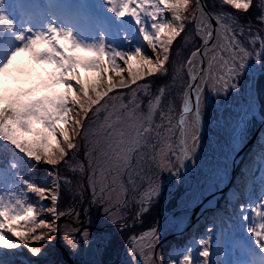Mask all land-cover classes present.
I'll use <instances>...</instances> for the list:
<instances>
[{"label":"snow or ice","instance_id":"1","mask_svg":"<svg viewBox=\"0 0 264 264\" xmlns=\"http://www.w3.org/2000/svg\"><path fill=\"white\" fill-rule=\"evenodd\" d=\"M217 4L218 10L208 11L203 0H0V264H41L31 258L42 257L45 245L61 234L58 220L79 222L75 208L61 210L62 189L83 199L86 187L104 222L123 231L130 203L139 205L138 219L159 196V183L152 181L159 172H172L171 158L181 167L193 158L204 89L239 90L248 62L254 57L264 65V33L239 19L255 8L264 27V0ZM246 32L247 46L240 39ZM182 34L185 43L198 39L199 45L173 66V45ZM37 66L51 70L41 74ZM182 70L188 82L173 123L174 101L165 103L169 84L153 91L152 82L171 72L174 84ZM177 134L178 152L172 143ZM40 165L49 166L50 180L21 175ZM146 177L147 188H138ZM45 212L50 219L41 218ZM240 212L256 250L225 264H264V193ZM104 239L87 228L63 231L73 253L81 243ZM129 240V256L139 252L150 264L158 229ZM199 248L195 255L184 250L170 264H212L211 237ZM25 250L29 258L18 260Z\"/></svg>","mask_w":264,"mask_h":264},{"label":"rangeland","instance_id":"2","mask_svg":"<svg viewBox=\"0 0 264 264\" xmlns=\"http://www.w3.org/2000/svg\"><path fill=\"white\" fill-rule=\"evenodd\" d=\"M40 2L43 3L44 0H40ZM187 32L189 34L192 33V26L188 27ZM123 38H124L123 34H121L120 39L123 40ZM197 41H198V39H196L195 42H192L191 40H189L188 43H185V41L183 39V35H182V40L179 42L180 43V45H179L180 50L176 51L173 58L171 59L173 66L176 65V61H177L176 56L177 55L179 56V62L180 63L183 62L184 60H186V58L189 56L190 52L192 50H194L195 45H199ZM191 47H193V48H191ZM183 50H186V51L183 52ZM256 51H259V48ZM186 52H187V54H186ZM80 55L85 57V58H89L87 56V54H85V53H81ZM254 60H255V58H254ZM255 64L259 65V72L257 73V76H256V77H258L259 74L261 73V64L259 62H257L256 60H255ZM44 69H47L48 71L51 70L50 68H48V66H37V70L40 71L41 74H43ZM80 71H81L82 75H90V74L84 73L82 69ZM184 73L186 74L185 70H182L180 72V78L183 77ZM124 75L126 76L127 73L125 72ZM249 76H251V73H249ZM238 84H239L240 94H243L245 91V86H244L245 84H244V81L242 80V77H240ZM169 86H170L169 90H171V91H168V97L169 96L172 97L174 92L172 89V83L170 81H169ZM255 88H256V84H255ZM180 107H181V100H180V104H179V108ZM212 107H213V110L216 109L215 105H212ZM218 113H220V109H218ZM253 117L256 118V116H253ZM176 120H177V118H175L173 120V123H175ZM257 120L259 121V119H257ZM254 126L255 125H254L253 120H252V121H250V124L244 129V133L240 136L239 142H236V144H235V148L237 149V151L239 149H241L246 144ZM260 136H261L260 142L262 144H264V133H262ZM172 143H173L174 149L178 152L179 151L178 134L176 135V137H174ZM205 153H206L205 148L203 146H201L199 148L198 153L196 151V153H195L196 155L194 154V156L191 160L184 161L185 164L183 165V168L179 165V163L174 158H171V163L173 165L172 172H169V171L159 172L157 174L156 178L152 181L153 184L158 182L159 186H161V187H160L159 196L152 200L151 204L148 207V211L144 212L137 219L135 216V213H136L139 205H136L134 203L129 204V207L125 211L124 215H125V220H126V224H127L126 227L130 231H128V233H126L125 235H123L124 233L122 235L120 234L121 233V226L120 225L110 224V223L104 222V216H102L103 215V209L101 207H99V208L95 207L93 209V211H95V212L97 209L98 210L101 209L100 213H102V215H101L102 217H100L99 219H98V217L95 219L92 214L90 216L85 215L84 218H82L80 216V220L77 223L74 218L69 217V216H65V218L67 220H71L73 222V224L67 220H65V222H69V224L72 226L74 225L73 227H79V228L83 229V225H84V223H86L87 226H92V229H90V227H86V228L89 229L95 236H99L101 234L104 235L105 239L103 240V242L97 241V242L92 244V246L95 247L96 252H97L96 257L92 260V262H94L96 264H104V258L101 257V253L102 252L104 253L105 247L107 246L108 241L111 240L112 244L114 246H116L115 249L117 248V250L115 253H120L121 254L120 258H121L124 255L129 253V243H130L129 237L139 236L140 234H142L145 231H148L150 229L158 227V224L160 223V221L163 218L161 216L163 214L164 215L171 214V211L175 207L178 206V203H179L181 197L189 189H191V187L195 183L196 166H195L194 159L197 156L199 158H203ZM80 158L83 160V152H81ZM257 162H258V164H257V168H256V174H255V176H253V177H255L254 181L256 180V184H255L256 186L255 187H257V192H255L253 194V196H250V194H251L250 190L253 188L254 182L251 184V186L249 187L247 192H245L244 196L241 194V193H243V190L240 192L237 190H232L229 193V200H230V204H231V206L228 207L229 208V214H227L225 217H223L221 219H215L214 220V219L209 218V212L214 208L215 205H213L210 209H207L203 213H200L197 216L196 221L192 225H190L187 229L182 228V230L179 232L178 235L173 236L172 238H170L166 242L169 248L165 251V256L162 259V264H170V260H172L173 258L178 259L180 256V253L183 252L184 250L188 249V248H191L193 250L194 255L198 254V252L200 251V250H198V247H199V242H198L199 237L198 236L203 235V233L207 227L205 225L208 222L213 223L212 232H215L212 235V243L213 244L211 246V253H210V259L212 261V264H225L226 259L228 262H231L235 259L247 258L246 252L248 250H256L252 239L246 234L245 229H246L247 222H245L241 219L240 206L244 205L245 207H247L248 204L257 202L260 198V194L264 193V153H263L262 157ZM181 168H182V170H181L182 172L178 173V175L175 174V172H178ZM48 169H49V166L40 165L37 168V170L34 172L21 171V175H23L26 179H30V180H33V181H36L39 183L41 180H45V181L50 180V177H48ZM206 170H207L208 177L210 179H212V176L210 175L208 168H206ZM155 171L156 170L153 169V172H155ZM62 173H63L62 175H70L69 173H67L63 170H62ZM73 179L79 180L80 178L77 176V177H73ZM124 179H125V181L127 180L126 177ZM167 179H169V180H167ZM232 179H233V177H232ZM232 179H231V181H232ZM231 181L229 182V184L231 183ZM225 182H224V184H225ZM148 183H149V181H148V178L146 177V178H144L143 181L137 182V187L138 188H147ZM228 185L226 186V188L228 187ZM178 187H179V189L183 188L184 192H183V194L180 195V197H178V198L176 197V199H177L176 200V206L172 210H168L167 209L168 205L170 203H172V200L174 201L175 193L179 190ZM62 193H64V192L62 191ZM31 195H33V194H31ZM132 195H133V193L129 192V196L131 197ZM66 198L68 199L67 202L64 201ZM85 198L90 200V195L87 192L86 187H85L83 199H80L79 197L73 198L71 195H69L67 193V196L62 200V202L63 201L66 202V204H65L66 207L62 206L61 210H66L70 207L71 204H74L77 201L80 202L81 200H84ZM35 200H36V198L33 199V202H35ZM217 200H216V202H217ZM43 203L46 206H48L50 202L48 200H45ZM161 213H162V215H160ZM159 215H160V217H159ZM248 215L251 216L253 214L251 212H248ZM41 218L50 219V216L45 212ZM146 219H151V221L153 223V227H150L147 229H142V231H140L139 235L138 234L133 235V233L137 232L140 229L139 227H140L142 221H144ZM86 220H87V222H86ZM66 226L67 225H63L64 228ZM199 226H201V230H197V228ZM126 227L124 228L125 230H126ZM229 230L230 231L236 230L239 232V235L233 239V241L230 244V247L228 246L227 251H230L229 257L224 259V257H223L224 252H223V248H221V250H222V253H221L220 243H221L222 239L226 236V233L229 232ZM61 235H62V231H61ZM56 237H55V239H56ZM55 239L53 240L51 245H47V244L45 245V251H44V255L42 257H44L45 255H49L51 252V248H55L56 251L60 254V257H59V259L54 258L52 260V262H50V264H67L62 260L61 252L55 246ZM116 240L118 243L115 242ZM218 242H219V247H218ZM120 254H118V256ZM120 258L118 260L115 259L113 264H117V263L119 264ZM197 258H199L201 260L203 259L200 257H197ZM113 259H114V257H113ZM20 260H24V258H21Z\"/></svg>","mask_w":264,"mask_h":264},{"label":"bare ground","instance_id":"3","mask_svg":"<svg viewBox=\"0 0 264 264\" xmlns=\"http://www.w3.org/2000/svg\"><path fill=\"white\" fill-rule=\"evenodd\" d=\"M18 59L23 60L24 57ZM248 63L249 68L241 76L245 84L243 94H240L239 90L231 88L226 93L221 91L219 94H216L209 90L211 85L204 89L201 106L202 122L197 133L198 141L196 151L198 153L199 148L203 146L206 153L203 158L195 157V183L181 197L176 212L163 216L160 221L157 227L159 240L155 243L150 253V264H162L165 251L169 248L167 243L162 244L166 236L172 235L173 237L178 235L194 213L198 212L197 215H199L207 209H210L213 205H216V200L221 196H218V194L228 177L237 153L235 144L239 142V138L244 133V129L253 119V107L255 111L258 108L257 98L251 92L250 78L251 76H257L259 65L255 64L254 59ZM249 73L252 75L249 76ZM212 105L216 106L215 110H213ZM218 109H220V113H218ZM257 113L259 114L258 111ZM258 122H260V126L264 125L262 117ZM259 130L260 127L256 131L257 134ZM259 151L253 154L258 160L262 157ZM206 168H208L212 179L208 177ZM63 225L69 226L70 224L65 222ZM197 230H201V226ZM60 238L61 245L68 252L69 256L72 257L71 251L64 245L63 231ZM145 260L146 258L141 257L138 252L136 257H131L128 254L119 264H145Z\"/></svg>","mask_w":264,"mask_h":264},{"label":"trees","instance_id":"4","mask_svg":"<svg viewBox=\"0 0 264 264\" xmlns=\"http://www.w3.org/2000/svg\"><path fill=\"white\" fill-rule=\"evenodd\" d=\"M203 1H204L205 5H206V7H207V9L209 11H212L214 9L218 10L219 6L217 4V0H203ZM257 14H258V12L254 8L248 14L240 15V17H239L240 23L244 24V25H247L248 22L251 21L252 25H253V31L254 32L257 31V30H260L262 33H264V27L260 26L255 20V17L257 16ZM190 26L191 25H189L188 27H190ZM240 39L247 46V43H248V34H247V32L245 33L244 36L240 37ZM181 40H182V37L178 38L177 41L174 42L171 59L173 58L175 52L180 50V48H179L180 43L179 42ZM197 42L199 44V40ZM197 46L198 45H195L194 49ZM191 48H193V47H191ZM257 49L258 48H256V50ZM185 51L186 50H183V52H185ZM186 54H187V52H186ZM176 58H177L176 65H178V64H180L179 56L177 55ZM183 77L180 78V76H179L178 80L174 84L172 83V89H173V92H174L173 96L172 97L171 96L168 97V94H167L166 97H165V103H167V101L169 99H172L174 101V105H175V109H176L175 118H177V119H178V116H179V109H180L179 108V104H180V100H181V95L184 92L186 84L188 82L187 74L184 73ZM169 81L171 82V72H170V75L168 77H166V78L154 79L153 82H152L153 83V91H155L161 84H169ZM169 89H170V86H169ZM169 89H168V91H171ZM256 93H257V102H258V106H257L258 107V112H259L260 116L262 117L263 123H264V65H262V64H261V73L259 74V76L257 77V80H256ZM252 120H253V123H254L255 126L252 129L250 137L248 138L246 143H248L254 137L257 129L260 127L259 133L255 137V139L251 142L249 147L243 152L241 160H240L239 165L237 166V169H236V171H235V173L233 175V179H232L231 183L228 185L226 190L221 194V196L219 197V199L216 202L215 207L209 212V218L210 219H214V220L215 219H221V218L225 217L227 214H229V208L228 207L231 206L230 200H229V193L232 190H237L239 192L243 190V193H241V194L244 196L245 192H247V190L249 189L251 184L254 182V186L250 190L251 191L250 196H253V194L255 192H257V187H255L256 186L255 185L256 184V180L254 181L255 177H253V176H255V174H256V168H257V164H258V162H257L258 159L255 158L253 156V154H255L258 150H260L259 151L260 155H263V153H264V144H262L260 142V137H261L260 135L262 133H264V125L260 126V122H262V121L258 122L255 117H253ZM62 174L63 173L61 171V175ZM178 189H179V187H178ZM63 192L64 193H61L60 208L62 206H65V204H66V202L68 200L66 198L64 200L66 202H64V201L62 202V200L67 196V192H65V191H63ZM183 192H184L183 188H181L175 193L174 201L172 200V203H170L168 205V208H167L168 210H172L176 206V200H177L176 197L177 198L180 197V195L183 194ZM29 196H30V198L32 200L35 199L34 195L29 194ZM160 215H162V213ZM160 215H159V217H160ZM208 223L205 225L207 227H206L203 235H199L198 239L200 241L202 239H208L209 237H211V246H212V244H213L212 243V235L215 232H212L213 223L212 224H210L211 222H208ZM150 227H153V223H152L151 219H146V220L142 221V223H141V225L139 227L140 229L137 232L133 233V235H135V234L139 235L140 231H142V229H147V228H150ZM209 229H211V231H209ZM236 230H233V231L229 230V232L226 233V236L222 239V241L220 243V250H221V248H223V252H224L223 253V257H224V259L229 257L230 251H227L228 246L230 247V244L233 241V239L239 235V232L236 231ZM128 231H130V230H128V228L126 227V230L123 229V231H121L120 234L122 235L124 233L123 235H125L126 233H128ZM225 238H226V241H227L226 244L224 243ZM110 241H108L107 246L105 247L104 253L103 252L101 253V257L104 258V264H113L115 259H117L118 257L120 258V256H121L120 253H115L117 248L115 249L116 246H114L112 244V241L111 242ZM115 242L118 243L117 240ZM198 250H200L199 247H198ZM221 253H222V250H221ZM118 254H120V255L118 256ZM59 257H60V254L56 251V249L55 248H51V252H50L49 255H45L44 257H39V258L32 257L31 259H33V260H37L38 259V260H40L41 264H50V262H52V260L54 258H58L59 259ZM113 257H114V259H113ZM21 258H24V259L25 258L26 259L29 258V254L27 253L26 250L23 252V254L20 257H18V260H20ZM226 261H227V259H226Z\"/></svg>","mask_w":264,"mask_h":264},{"label":"water","instance_id":"5","mask_svg":"<svg viewBox=\"0 0 264 264\" xmlns=\"http://www.w3.org/2000/svg\"><path fill=\"white\" fill-rule=\"evenodd\" d=\"M204 3V1H203ZM205 4V3H204ZM206 6V5H205ZM207 9V7H206ZM208 10V9H207ZM209 11V10H208ZM213 25H215V21H212ZM254 59V57H253ZM258 72H259V66H258ZM257 72V73H258ZM252 75V74H251ZM251 92L255 95V98H257V94H256V89H255V84H256V79L257 77L255 76H251ZM257 108V107H256ZM257 111H258V108H257ZM257 111L254 112V116H256L257 119H261L260 115L257 113ZM257 134V133H256ZM256 136V135H255ZM255 136L245 145L243 146L241 149H239L235 155V158H234V161H233V165H232V168L228 174V177L226 179V182L225 184L223 185V187L221 188L218 196H220L226 189V186L229 184V182L231 181L234 173H235V170L239 164V161L241 159V156L244 152V150L246 149V147L252 142V140L255 138ZM179 137V136H178ZM185 164V162H184ZM183 168V167H182ZM182 168L178 171V173L182 172ZM177 172H175L176 174ZM169 180V179H167ZM176 209L177 207H175L172 211H171V214H174L176 212ZM198 213V212H197ZM197 213H194V215L188 220L187 224L184 225L183 228H188L190 225H192L196 219H197ZM165 216L164 214L162 215V217ZM65 220H67L64 217L60 218L58 220V224L60 226V229L61 231H64V227H62V225L65 223ZM69 222H71V220H67ZM67 222V223H69ZM73 224V222H71ZM159 225V224H158ZM157 229V227H156ZM182 230V229H181ZM61 235V234H60ZM60 235H57L56 239H55V246L56 248H58L61 252V255H62V260L67 263V264H96L94 262H92V260L96 257L97 255V252H96V249L94 246L90 245V246H87V245H84L83 243H81L80 245V248H79V251L76 252V253H73L71 250V254L73 253L72 257L69 256L68 252L65 250V248L61 245V238H60ZM172 237V235H168L166 236L164 239H163V242L162 244L164 245L170 238ZM128 254L124 255L123 257L120 258L119 262L124 260L125 257L127 256ZM118 264V263H117Z\"/></svg>","mask_w":264,"mask_h":264},{"label":"flooded vegetation","instance_id":"6","mask_svg":"<svg viewBox=\"0 0 264 264\" xmlns=\"http://www.w3.org/2000/svg\"><path fill=\"white\" fill-rule=\"evenodd\" d=\"M161 187V186H160ZM89 199H84V200H81L80 202H75L74 204H71L70 205V207L71 208H75L77 211H79L80 212V216L82 217V218H84V216L86 215H93V217L96 219L97 217H98V219L100 218V217H102L103 215H102V213H100V211H101V209L100 210H96V212L95 211H93V209L95 208V207H97V208H99L98 206H94V205H90V203H89ZM69 207V208H70ZM87 210V214H85V211L84 210ZM100 213V214H99ZM102 215V216H101ZM130 216V215H129ZM89 219V218H88ZM87 219V220H88ZM87 220H86V222H87ZM76 224V223H75ZM86 228V227H90V229H92V226H87L86 225V223H84V225H83V228ZM72 255H73V253H72Z\"/></svg>","mask_w":264,"mask_h":264}]
</instances>
